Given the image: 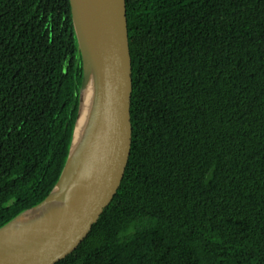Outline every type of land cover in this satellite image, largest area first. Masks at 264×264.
Segmentation results:
<instances>
[{"label": "trees", "instance_id": "16d2710c", "mask_svg": "<svg viewBox=\"0 0 264 264\" xmlns=\"http://www.w3.org/2000/svg\"><path fill=\"white\" fill-rule=\"evenodd\" d=\"M126 10V174L57 264H264V0ZM81 79L69 0H0V227L57 182Z\"/></svg>", "mask_w": 264, "mask_h": 264}, {"label": "water", "instance_id": "95a60500", "mask_svg": "<svg viewBox=\"0 0 264 264\" xmlns=\"http://www.w3.org/2000/svg\"><path fill=\"white\" fill-rule=\"evenodd\" d=\"M81 56L78 110L61 174L40 202L0 227V264H57L119 192L132 147L126 0H69Z\"/></svg>", "mask_w": 264, "mask_h": 264}]
</instances>
